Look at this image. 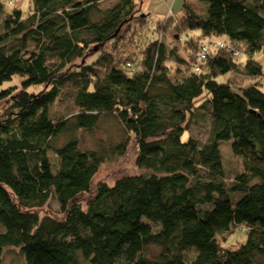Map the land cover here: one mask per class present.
I'll return each instance as SVG.
<instances>
[{
	"label": "trees",
	"instance_id": "obj_1",
	"mask_svg": "<svg viewBox=\"0 0 264 264\" xmlns=\"http://www.w3.org/2000/svg\"><path fill=\"white\" fill-rule=\"evenodd\" d=\"M199 1L155 23L152 36L140 34L148 15L140 17L136 0H31L28 12H5L0 253L17 248L25 264H264V81L256 58L264 54V0ZM169 26L170 36H186L161 41ZM217 38L233 50L211 47L201 57L199 44ZM238 70L252 81L235 85ZM101 116L123 136L83 146L77 132L97 141ZM200 121L208 124L204 141L190 136ZM131 139L136 172L92 190L105 154H124ZM222 141L241 161L232 176ZM51 199L59 213L40 215ZM232 229L244 241L224 244L219 236ZM31 247L51 261L26 257Z\"/></svg>",
	"mask_w": 264,
	"mask_h": 264
},
{
	"label": "rangeland",
	"instance_id": "obj_2",
	"mask_svg": "<svg viewBox=\"0 0 264 264\" xmlns=\"http://www.w3.org/2000/svg\"><path fill=\"white\" fill-rule=\"evenodd\" d=\"M2 1H3L2 5H3L4 12L0 14V23L3 19V17H5V15H6L5 12H7L8 10H11L12 7L18 6L24 12H28L30 9L29 6L31 5V0H12L13 1L12 7L9 5V0H2ZM136 1H137V4L143 10V12L148 14V16L152 18V19L148 20V21H150V24L145 22V23H143V28H142V26L139 28L141 36H143L145 34H147V36H152V34H151L152 31L153 32L155 31V27H154L155 23H159V21L162 20V22L159 24L161 26H163L165 23V20L169 16H171V15L179 16L181 14L183 2H185V1L195 2V3L200 2L199 0H185V1H182V3H180L179 0H177L176 2H175V0H136ZM203 5L205 7L204 3H203ZM154 6L158 7V9H156L155 11L152 10V7H154ZM168 22H167V24H168ZM170 35H172V29L170 30V26H169L167 28V30L165 31V33H163L160 40L161 41L166 40L169 45L171 43H173V41L178 40V38H175V36H170ZM138 36H140V35H138ZM138 36H136V37H138ZM127 39H128L127 36L126 37L123 36V38H121V40L119 41V44H125ZM128 45H129V43H128ZM178 47L179 48L176 49L177 53L183 54L184 48L182 46H178ZM104 49L110 50L111 54L115 56L116 53L110 47V43ZM238 53H240V56H238V57L243 56V54L241 53L240 50H238ZM119 55L120 54L117 53V56H119ZM96 58H97V56L94 54V55H91L90 58L87 59L86 61L90 62V61L95 60ZM256 58L259 61V63L261 64V67L263 70V76L261 78V81L262 80L264 81V54H257ZM84 60L82 59V60L77 61L75 63V66H79L80 62H83ZM182 68H184V67L182 66ZM96 70L99 73L103 72L102 68H100V67H97ZM182 71L183 70H181V72ZM226 76H228V75L226 74ZM225 77L223 75L219 79H221V78L225 79ZM230 79L233 81V83L235 85H238V86L245 84L248 81H252V78L250 79L249 77H247L243 73L242 70L232 72L230 74ZM19 80H20L19 77L15 78L13 81L10 82V84H12V85L18 84ZM6 85H7V83H6ZM39 88H40V86H31L29 88V90L30 89L37 90ZM5 101H6L5 98L0 97V109L3 108ZM69 102H70V100L68 99L65 104H69ZM65 108H66V106H64L62 103H57L55 106V110L57 112L63 111V110H65ZM108 118H109V116L108 117L101 116V119L99 122V129L96 131L97 141L91 140L88 136V133H86V131H78L77 132V135L80 137L81 144L83 146H90V147L94 148V147H96L95 144L99 141L104 145L106 144L105 142H109V141H112L114 143L119 142V140L123 136L122 131L114 121H112L111 119H108ZM207 128H208L207 122L200 121L197 124L192 125V127L190 128V136L198 139L199 141H204L205 140V132H206ZM187 136H188V133H184L182 135V139L185 141L187 139ZM109 147H110V145H108L104 149H108ZM96 149H98V148H96ZM220 150H221V154L223 157V162H224L227 174L229 176H232L235 172L240 170L241 161L238 157H236L231 152L230 141H222L220 143ZM135 153H136L135 143L131 139L129 141V143L127 144L126 151L124 152V154L120 155L118 153V154H113L110 156L105 154L102 164L100 165L97 172L95 173V175L92 178V182H91L92 190L96 187V185L99 182H105L108 184H113L120 177L127 176L133 172H136ZM49 159L51 162L55 163V158H54L53 154H49ZM53 168H54V166H53ZM91 194H92V192L84 193V194L79 196V200L85 202L87 197L91 196ZM38 212L40 215H44L45 213H48V212L58 214L59 213V204L57 203L56 200L51 199L50 201H48V203H46L44 205V207L40 208L38 210ZM1 230H2V228L0 227V231ZM132 238H133V236H132ZM219 238L221 240L225 241V242H223L224 244H232V243L244 241V234L241 231V229H237V230L232 229V230H229L228 232H226L225 234L220 235ZM158 250L159 249L157 247H150L149 252L152 255H155L158 253ZM45 254L39 248L31 247L29 252L26 251L25 255L28 258L33 257L36 263L51 261L49 258H47V256H45ZM262 259H264V258H262ZM0 264H25V260H24L23 255L21 254V252H19V249H17V248H5L0 253Z\"/></svg>",
	"mask_w": 264,
	"mask_h": 264
},
{
	"label": "bare ground",
	"instance_id": "obj_3",
	"mask_svg": "<svg viewBox=\"0 0 264 264\" xmlns=\"http://www.w3.org/2000/svg\"><path fill=\"white\" fill-rule=\"evenodd\" d=\"M9 5L12 7V5H13V1L12 0H9ZM139 9H140V12L142 13V14H139L140 15V17H146L145 16V14L146 13H144L143 12V10L141 9V7L139 6ZM146 15H148V14H146ZM162 29H161V32H160V34L162 33ZM159 34V35H160ZM184 36H186L185 34H178V35H176L175 36V38H178L179 40L181 39V38H183ZM184 40V39H183ZM212 42H222L223 43V47H217V48H224V47H226L227 48V50H233V47L231 46V45H228L227 44V42H225V41H223V40H220V39H205V40H203L200 44H199V48H201L203 45H207V44H211ZM95 49H96V47H95ZM234 52H237L236 50H234Z\"/></svg>",
	"mask_w": 264,
	"mask_h": 264
},
{
	"label": "built area",
	"instance_id": "obj_4",
	"mask_svg": "<svg viewBox=\"0 0 264 264\" xmlns=\"http://www.w3.org/2000/svg\"><path fill=\"white\" fill-rule=\"evenodd\" d=\"M150 20V19H148ZM148 23L150 24V21H148ZM223 43L222 42H212L211 44H207V45H203L201 48H200V56L201 57H204L205 54L208 52V50L211 48V47H214V48H217V47H223ZM235 55H238L239 53L238 52H235L234 53ZM125 67L130 70V71H133V68H132V65L130 62H126L125 63Z\"/></svg>",
	"mask_w": 264,
	"mask_h": 264
},
{
	"label": "crops",
	"instance_id": "obj_5",
	"mask_svg": "<svg viewBox=\"0 0 264 264\" xmlns=\"http://www.w3.org/2000/svg\"><path fill=\"white\" fill-rule=\"evenodd\" d=\"M176 1H177V0H175V2H176ZM182 1H185V0H179L180 3H182ZM183 3H184V2H183ZM182 5H183V4H182ZM156 9H158V7H156V6L152 7V10L155 11ZM170 10H171V9H170ZM148 19H152V18L148 16ZM220 39H221V38H220Z\"/></svg>",
	"mask_w": 264,
	"mask_h": 264
}]
</instances>
